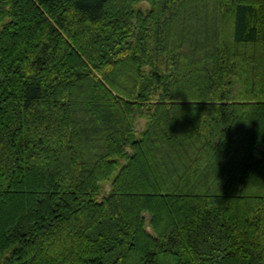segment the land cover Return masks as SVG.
I'll use <instances>...</instances> for the list:
<instances>
[{"label":"trees","instance_id":"trees-1","mask_svg":"<svg viewBox=\"0 0 264 264\" xmlns=\"http://www.w3.org/2000/svg\"><path fill=\"white\" fill-rule=\"evenodd\" d=\"M140 1L0 0V264H264V0Z\"/></svg>","mask_w":264,"mask_h":264},{"label":"rangeland","instance_id":"rangeland-1","mask_svg":"<svg viewBox=\"0 0 264 264\" xmlns=\"http://www.w3.org/2000/svg\"><path fill=\"white\" fill-rule=\"evenodd\" d=\"M139 5H141V6H145L146 4H145V1L144 0H141L140 2H139ZM218 117H219V115H218ZM211 120H213V118H211ZM222 121V120H221ZM145 122H146V119L145 118H139L138 119V121H137V123H136V127H137V130L138 131H142V129H144V127H145ZM221 123V122H220ZM221 129H223V127H224V125H226L225 123H224V121L221 123ZM219 130V129H218Z\"/></svg>","mask_w":264,"mask_h":264}]
</instances>
